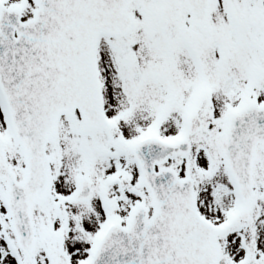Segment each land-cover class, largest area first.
<instances>
[{
	"label": "snow or ice",
	"instance_id": "6c2138e0",
	"mask_svg": "<svg viewBox=\"0 0 264 264\" xmlns=\"http://www.w3.org/2000/svg\"><path fill=\"white\" fill-rule=\"evenodd\" d=\"M0 264H264V0H0Z\"/></svg>",
	"mask_w": 264,
	"mask_h": 264
}]
</instances>
